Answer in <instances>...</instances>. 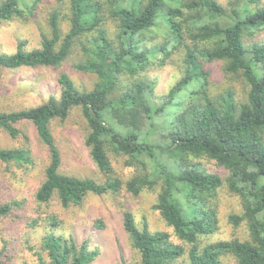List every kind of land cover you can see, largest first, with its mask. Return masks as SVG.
Segmentation results:
<instances>
[{"label": "trees", "instance_id": "16d2710c", "mask_svg": "<svg viewBox=\"0 0 264 264\" xmlns=\"http://www.w3.org/2000/svg\"><path fill=\"white\" fill-rule=\"evenodd\" d=\"M56 1L61 9L48 14L39 47L24 49L21 40L15 52L0 53V70L56 68L79 54L82 60L74 69L95 76L92 87L82 89L60 72L57 97L0 111V130L28 143L17 123L29 122L47 148L49 161L35 200L47 203L56 196L68 207L89 194L124 188L136 196L159 185L151 207L171 232L150 231L146 222L138 227L130 211L122 213L123 229L138 255L135 264H222L223 256L236 264H264V42L253 40L264 30V0H232L226 7L217 0ZM40 2L0 0V22L29 17ZM175 52L182 53V76L167 93L156 94L145 73ZM215 62H222L225 74L243 78L244 100L231 88L210 89L206 66ZM74 108L85 120L84 143L106 177L102 182L60 171L51 122L64 121ZM112 158H124L133 169L126 181L114 175ZM201 158L215 161L226 176L208 170ZM0 161L28 165L33 158L24 145H0ZM221 187L241 201L242 212L228 219L233 226L246 224L244 239L206 240L219 227ZM21 205L19 200L0 203V216ZM43 221L51 228L59 224L52 214ZM93 225L104 227L101 219ZM40 247L45 256L37 255L39 264H90L99 253L88 239L78 242L53 230L42 235Z\"/></svg>", "mask_w": 264, "mask_h": 264}, {"label": "rangeland", "instance_id": "374dc122", "mask_svg": "<svg viewBox=\"0 0 264 264\" xmlns=\"http://www.w3.org/2000/svg\"><path fill=\"white\" fill-rule=\"evenodd\" d=\"M228 6L232 0H217ZM53 9H61L56 0H41L32 14L24 18H12L0 22V53H13L19 41L24 40V49L31 50L40 46L41 32L48 30V14ZM65 6H63V11ZM112 30L113 23L108 22ZM62 30L68 28L62 22ZM253 40L264 42V30L258 32ZM249 42V40H246ZM82 56L72 55L63 65L53 67H19L0 70V111H12L38 105L50 96L59 95L57 77L66 72L72 77L76 86L89 89L95 81L92 73L74 69L73 64ZM182 53L175 52L164 65H153L147 69V79L154 82L156 94H165L182 76ZM210 89L214 93L231 88L237 99L244 100L248 86L238 75L225 74L222 62L209 63ZM85 120L78 108L70 111L64 121L55 119L51 122V130L61 156L60 171L79 177H89L98 182L106 179L90 157L89 149L84 143ZM17 127L28 137L11 138L7 132L0 130V145L3 147H21L30 149L33 163L28 165L4 163L0 161V203L13 200L22 201V205L14 208L6 216H0V252L1 264H39L37 255L45 253L41 250L40 240L47 230H53L63 236H72L78 242L88 239L92 246L98 248L97 257L90 264H135L138 255L132 248L128 234L122 225L123 210L132 213L138 227L146 222L150 231L166 230L171 232L158 211L151 205L156 201L159 185L153 189H145L139 195H132L124 188L119 193L103 195L89 194L80 205L63 207L54 196L47 203H38L34 194L44 178V170L49 161L47 148L38 139L33 125L19 122ZM199 161L208 170L221 176L226 171L216 166L215 161L201 158ZM114 175L126 181L133 169L126 166L124 158H112ZM219 227L216 232L206 238L207 241L239 238L248 235L246 224L242 221L233 226L228 219L231 213L242 212L239 197L226 187H221L216 197ZM54 215L59 224L49 227L43 218ZM95 219H101L104 227L93 225ZM36 220L37 224L32 225ZM205 238L202 240L204 242ZM205 240V241H206ZM222 264H236L230 256L222 257Z\"/></svg>", "mask_w": 264, "mask_h": 264}]
</instances>
